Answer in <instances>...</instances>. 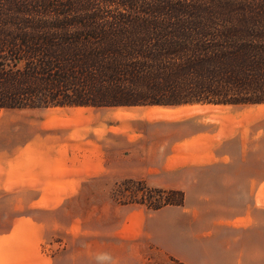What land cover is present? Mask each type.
Returning a JSON list of instances; mask_svg holds the SVG:
<instances>
[{
	"label": "trees",
	"instance_id": "obj_1",
	"mask_svg": "<svg viewBox=\"0 0 264 264\" xmlns=\"http://www.w3.org/2000/svg\"><path fill=\"white\" fill-rule=\"evenodd\" d=\"M263 104L264 0H0V112Z\"/></svg>",
	"mask_w": 264,
	"mask_h": 264
},
{
	"label": "rangeland",
	"instance_id": "obj_2",
	"mask_svg": "<svg viewBox=\"0 0 264 264\" xmlns=\"http://www.w3.org/2000/svg\"><path fill=\"white\" fill-rule=\"evenodd\" d=\"M158 122L160 124L154 126ZM63 129L70 131L65 133ZM24 131H29L30 138H23ZM24 141L29 142L31 151L33 148L45 147L48 153L52 147L68 141H75L78 145L93 141L102 150L117 154L119 151L129 154L140 146L145 149L144 153L140 152L143 159L139 164L135 167L128 165L133 169L125 171L124 166L119 167L117 163L116 168L100 169V173L95 175L98 176L95 181L99 183L87 189L92 193L101 190L103 194L108 192L112 205L104 206V210L99 197H92L90 194L86 198L77 196L68 206L62 205L63 202L59 208L50 206L47 214L42 216L37 211L39 201L35 203L39 197L38 192H34L37 191V186L28 185L33 191L29 194L16 192L13 195L16 209L29 211L31 226L41 224L47 228V244L42 247L46 248L44 253L48 256H54L60 249H65L74 242L79 248L80 258L92 253L119 263L131 257L141 261V264H234L237 258L243 264H264V212L259 210L264 207V104L1 111L0 150L5 147L3 144L15 142V145H19ZM201 152L211 154L210 161H189ZM82 155L80 153L79 157H84ZM232 162L235 165L229 168L228 165ZM186 164L188 166H182ZM152 166L157 168L153 170ZM53 172L48 170L47 175ZM136 172L140 174L138 178L143 179L128 177L129 173L133 176ZM254 172L255 226L251 232L235 233L233 236L236 243L229 245L230 232L224 230L223 234L215 238V223L223 216L213 196L208 194L216 189L214 181H246ZM147 173L151 175L146 177ZM68 174L69 172L63 178H59L60 173L48 176L51 179L48 181L71 178ZM231 174L233 179L230 178ZM146 181L171 188L150 187ZM137 182L151 189L180 192L183 202L186 191L187 209L197 210H194L193 217L189 216L181 223L174 213L170 216H156L158 209L136 202L146 195L141 192V186ZM12 184L14 183H8ZM4 185L0 181V190L5 188ZM9 187L12 189L13 186ZM64 190H67V186H63ZM75 193L76 191L74 196ZM84 193L82 190V195ZM87 194L89 193L86 192L85 195ZM159 197L153 193L146 200L148 203L156 202ZM241 197L239 205H249V198ZM174 199L176 196L172 198ZM2 200L0 203L6 208L5 204L11 199L5 196ZM72 220L74 240L72 234L67 232ZM168 221H171L170 225ZM237 223L240 224L241 221ZM137 227H140L142 234L132 240L129 233ZM87 230L92 235L89 236ZM147 231L153 236H148ZM90 237L94 240L88 239ZM163 247L170 250L165 251ZM158 249H163L162 253Z\"/></svg>",
	"mask_w": 264,
	"mask_h": 264
},
{
	"label": "crops",
	"instance_id": "obj_3",
	"mask_svg": "<svg viewBox=\"0 0 264 264\" xmlns=\"http://www.w3.org/2000/svg\"><path fill=\"white\" fill-rule=\"evenodd\" d=\"M158 124L160 123H155L154 126ZM162 124L168 125L170 123ZM63 131L68 133L70 130L63 129ZM73 131L74 128L71 129V132ZM30 136L29 131H27V133L24 131L23 138L28 139ZM192 138L193 137H190V139ZM15 144V142L12 144H3L5 147L0 150V181L1 185L5 184V188L0 190V202L5 196L11 199L5 204L6 208L0 203V264H141V261L136 258L131 259L130 257L129 260L119 263L117 260L111 261L109 258H101V256L92 255V253L85 254L86 257L80 258L78 254L79 248L74 245V242L70 243L69 247H66L67 249H60L54 256H48V254L44 253L46 248L42 247L47 244V228L41 226V224L38 226H31V216L28 214L29 211L26 209H16V201H14L13 195L16 192L29 194L33 191L28 185L37 186L38 189L34 192H38L39 199L37 198L35 203L39 201V208L37 211L42 216L47 214V208L50 206L54 208H59L65 204L68 206L77 196L86 198L90 194L92 197H99L98 200L101 202V206L104 210V206L108 207L112 205L108 192L107 194H103L101 190L97 193H92L90 189H87L99 183V181H95L98 177L95 175L100 173V169L116 168L115 164L117 163L119 167L122 166L123 168L124 166L125 171L133 169L131 167L129 168L128 165L135 167L136 164L141 162L143 156L140 152L144 153L145 151L143 147L140 146L137 147V150L134 149L129 153L133 156H130L123 151H119L118 154L114 152L108 153L102 150V148L97 147V144L93 141H86V143H81L80 145L75 141L64 142V144L62 143L59 146L52 147L50 153L47 152L45 147H41L40 149L33 148L31 151L32 148L31 145H28V141H24L19 145ZM80 153H82L84 157H79ZM213 154L215 155L214 152ZM211 158V154L208 155L205 152H201L196 158H191L192 160L189 159V161L200 160L206 163L210 161ZM234 165L235 164L232 162L229 163L228 167L233 168ZM152 168L154 170L157 167L152 166ZM48 170L54 171L53 174L47 175ZM234 170H232V172ZM67 172H69L68 175H70L71 178H64V180L60 179V181H48V179L51 180L48 176L51 177L54 176V174L60 173L59 178H61L65 176ZM150 175L151 174L147 173L145 176L149 177ZM232 176L231 174L230 178H232ZM250 176L251 177H247L246 181H214L216 189L208 194V196H213L223 216L220 221L215 223V238L223 234L222 232L224 230L230 232L231 237L229 240L231 241L229 245L236 243L235 237L233 236L235 233L243 234L251 232L255 226L253 220V214L256 209L255 172ZM128 177L143 179L138 178L140 174L138 175L137 172L133 176L129 173ZM216 177L221 178V176L218 175H216ZM30 181H35V183L31 184ZM10 182L14 184L8 185ZM262 183L264 184V181ZM146 184L150 187L171 188L168 186H158L157 183H150V181H146ZM9 186H13L12 189H9ZM63 186H67L66 191H63ZM82 190L85 192L83 195ZM74 191H76L75 196ZM86 192L89 194L85 195ZM184 192L185 198L182 206H177V208H175L176 206L160 208L156 210V216H170L174 213L178 215L179 223L184 222L189 216L193 217L194 210L197 209H187L188 196H186V191ZM101 194H103L102 197ZM241 196L247 199L249 198V205H239V202H242ZM24 200L25 198L22 200L23 205ZM62 202L63 204L61 205ZM35 203L33 201V205H35ZM234 203L237 205H234ZM70 207L73 210V205ZM241 210L243 211L240 213L239 211ZM259 210L264 212V207ZM239 220L241 221L240 224L237 223ZM170 222L171 221H168V225L171 224ZM68 227L69 229L67 232L72 234L71 236L74 240V220L71 221ZM143 230H146L145 226ZM87 231L89 235V230ZM140 232V227L132 229L129 233L131 239L136 240L135 238L142 234ZM147 233L148 236L152 235L149 231H147ZM88 239L94 240L92 237ZM85 248L89 249L88 247ZM163 249L165 251L170 250L168 247H163ZM163 249H158V251L162 253ZM234 264L243 263L237 258Z\"/></svg>",
	"mask_w": 264,
	"mask_h": 264
}]
</instances>
